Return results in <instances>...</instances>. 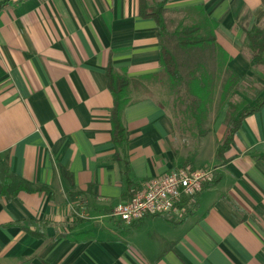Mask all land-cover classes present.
Returning a JSON list of instances; mask_svg holds the SVG:
<instances>
[{
  "label": "crops",
  "instance_id": "crops-1",
  "mask_svg": "<svg viewBox=\"0 0 264 264\" xmlns=\"http://www.w3.org/2000/svg\"><path fill=\"white\" fill-rule=\"evenodd\" d=\"M164 14L215 41L177 42L176 53L139 0H0V163L14 176L0 197V264H264V104L220 156L231 103L206 104L230 87L231 71L252 81L236 114L264 95L242 44L243 25L264 24L262 0H169ZM162 43L204 94L174 82ZM109 64L128 79L123 148L112 136ZM186 161L214 165L219 179L183 214L130 224L113 215L143 181Z\"/></svg>",
  "mask_w": 264,
  "mask_h": 264
},
{
  "label": "trees",
  "instance_id": "trees-1",
  "mask_svg": "<svg viewBox=\"0 0 264 264\" xmlns=\"http://www.w3.org/2000/svg\"><path fill=\"white\" fill-rule=\"evenodd\" d=\"M169 0H139V12L143 17H153L156 20L158 29L157 34L161 42H168L170 40L168 22L165 17V8ZM264 7V0H262ZM248 18V15H243L241 21H244ZM264 22V20H263ZM243 50L248 56L251 69L264 77V24H255L251 28H247L243 25ZM215 41V32L211 31L208 34L202 33L200 28L197 25L184 26L181 29L179 35V44L183 48H189L195 44L202 42ZM162 53V63L165 69L169 72L172 79L177 84H186V88L193 92H200V94L205 93L204 86L199 87V80L195 78L184 77L182 72L178 68V60L175 56V53L171 48L162 43L161 47ZM200 69V68H199ZM107 77L109 88L112 90L114 95V105L111 109V123H112V136L114 142L118 147H124L128 141V134L126 128L123 124L121 118V108L123 105L122 92L128 83V79L125 76H122L114 71V68L111 64L107 67ZM236 80L239 82L238 77ZM241 81V80H240ZM234 85H237L234 84ZM199 88V90H198ZM204 98V96H203ZM195 100L190 102V105H195ZM231 106H234L232 101L230 102ZM264 104V95H259L256 98V103L254 105H248L246 108L241 110L238 114L235 111H230L229 117L227 120V129L224 135L223 142L217 147V155L220 156L225 150H227L233 140V137L240 125L242 118L261 108ZM200 104H196L198 106ZM238 107H234L235 109ZM190 109V107H189ZM201 131H205L204 128H201ZM7 159V158H6ZM188 163L184 162L182 165ZM215 167V166H214ZM219 179L218 173L214 170V175L211 180L207 181L208 184L212 185L217 182ZM14 176L13 173L7 164L6 160L0 163V197L2 195H10L9 186L13 183ZM25 187L24 182H20L18 186L12 191L16 193L19 189ZM188 199H184L181 203L183 206ZM37 235H42L41 233L33 232Z\"/></svg>",
  "mask_w": 264,
  "mask_h": 264
},
{
  "label": "built area",
  "instance_id": "built-area-1",
  "mask_svg": "<svg viewBox=\"0 0 264 264\" xmlns=\"http://www.w3.org/2000/svg\"><path fill=\"white\" fill-rule=\"evenodd\" d=\"M214 167L195 168L191 163L172 168L142 182L131 197L119 202L113 215L126 224L149 214H183L184 199H194L214 175Z\"/></svg>",
  "mask_w": 264,
  "mask_h": 264
},
{
  "label": "rangeland",
  "instance_id": "rangeland-1",
  "mask_svg": "<svg viewBox=\"0 0 264 264\" xmlns=\"http://www.w3.org/2000/svg\"><path fill=\"white\" fill-rule=\"evenodd\" d=\"M178 20H179V18H171L170 20H167L168 21V28H169V36H170V40L168 42L172 43V48L174 49V51L176 53H177L178 50L182 49L180 46L177 45V42L179 40V35H180L181 29L183 27L182 25H184V24H182V25L178 24V22H179ZM187 24H189V23H187ZM202 33H204V32H202ZM228 80H229L230 87L228 86V83H227L226 88L223 89L222 94H221V91L218 90V92H216V94L213 96V94L215 93L214 92L215 90L214 89L213 90L210 89V91L212 93V96H213L211 98V99H213V102L208 101L206 103L208 105V109L209 108L213 109V107H214V110H215L217 107H220L223 104V102L226 101L227 99L230 100V102L232 101L233 105L235 103H236V105H238V107L236 109L234 108V107H236V105L231 106V110L232 111L236 112L239 108H241L243 106L244 99H242L243 96L240 95L239 93H241L242 90H244L245 86L248 88V92L252 91V89L248 87L249 84H251V82H252L251 79H246V80L242 81V83L241 82L238 83V81L236 80L235 74H233L232 71H231V73L229 75V78L228 79L226 78L223 83H225ZM236 83H237V85H234ZM262 84H264V80L261 81V84H259V86L262 85ZM168 104L171 105V103H169V101H168ZM175 106H177V108H178L177 115L180 116L181 117V121H183L184 120V116H183L182 110L180 109V106H178V104H175ZM182 106H183V104L181 105V107ZM171 109H172V106H171ZM211 114H212V111L209 112L208 116H211ZM191 116L193 117L192 113H191ZM188 124L192 125V129L195 132L200 131V129L203 127V126L202 127L198 126V122H196L194 119L192 121L190 120ZM191 125H187V127L191 126ZM192 133L193 132H191V134ZM188 144L190 146H193L194 143L188 142ZM187 149H189V148H187ZM191 150H194V148H191ZM210 167H214V165H211Z\"/></svg>",
  "mask_w": 264,
  "mask_h": 264
}]
</instances>
